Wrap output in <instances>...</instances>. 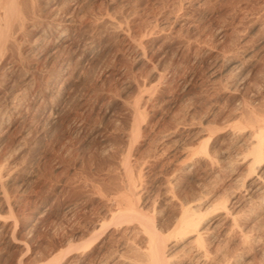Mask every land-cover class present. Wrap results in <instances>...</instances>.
<instances>
[{
	"label": "rangeland",
	"instance_id": "1",
	"mask_svg": "<svg viewBox=\"0 0 264 264\" xmlns=\"http://www.w3.org/2000/svg\"><path fill=\"white\" fill-rule=\"evenodd\" d=\"M35 2L39 22L33 20V24L26 25L22 30L25 33H19L23 41L16 35V42L11 43L16 46L8 45V53L3 51L5 56L0 53V111L4 112L0 123V264H41L56 253L60 256L59 264H139L141 258L140 264H150L145 259L146 238L136 221L114 217L116 208L119 212L125 209L119 192L128 178L138 176L139 181L133 178L138 184L135 183L132 203L163 235L177 217L179 209L175 208L179 200H192L204 194L207 199L228 196L230 200V194L238 190L235 175L228 173L224 165L237 152L245 153L251 127L246 123L248 115L241 110H264V0ZM55 10L58 17L66 16L70 24L71 32L66 34L71 46L57 48V53L45 56L32 39L55 18ZM51 31L44 42L47 38V43H52L55 33ZM91 43L96 53L86 60L83 50ZM25 75L31 78L28 83L24 81ZM11 98L16 99L12 111L4 106ZM237 110L241 113H235ZM233 117L247 119L246 125ZM229 122L237 124L229 126ZM239 125L246 127L241 131L243 135L229 134ZM208 131H213L208 154L217 163L213 161L210 170L199 145L194 144ZM192 147L198 148L194 157L192 153L197 150L192 151ZM179 150H186L183 155L187 161L181 160L184 157ZM124 160L128 161L130 176L124 174ZM179 161L190 163L183 171ZM236 169L239 174L241 169ZM166 184H170L169 190ZM112 195L117 197L113 199ZM242 197L235 205L229 204L233 206V210L229 208L232 217L238 218L230 216L231 224H223L203 236V246L210 255L203 260L205 263L209 260L208 264H264V207L255 196ZM110 212L115 215L110 216ZM166 237V247L171 246L164 249L169 264H204L192 250L188 251L189 245H181L180 249V245L172 244V236ZM169 241L172 245H168ZM184 249L187 251H181Z\"/></svg>",
	"mask_w": 264,
	"mask_h": 264
},
{
	"label": "bare ground",
	"instance_id": "2",
	"mask_svg": "<svg viewBox=\"0 0 264 264\" xmlns=\"http://www.w3.org/2000/svg\"><path fill=\"white\" fill-rule=\"evenodd\" d=\"M36 0H0V6H1V9H2V12H1V14H0V53L1 52H3L4 50L6 51L8 48V45L11 47L12 45H15V44H11V43H14V41H15V37H16V35L18 36L19 35V33L25 28V26L26 25H29V24H33V22H35V20L36 19H39L38 18V16L36 17V15H35V12H34V10H35V6H36V2H35ZM93 1V0H92ZM115 1V0H114ZM4 2V3H3ZM40 2V1H39ZM65 2V1H64ZM75 2V1H74ZM80 2V1H79ZM87 2V1H86ZM112 2V1H111ZM47 3V2H46ZM63 3V2H62ZM121 3V2H120ZM119 3V4H120ZM39 4V3H38ZM78 4V3H77ZM82 4V3H81ZM84 4V3H83ZM91 4V3H90ZM115 4V3H114ZM42 5V4H41ZM67 5V4H66ZM70 6H71V2H70ZM39 7V6H38ZM71 7H73V6H71ZM114 7V6H113ZM74 8H75V6H74ZM51 9V8H50ZM54 9H55V7H54ZM78 9V8H77ZM57 10V9H56ZM55 10V11H56ZM50 11V10H49ZM53 11V10H52ZM57 12V11H56ZM75 12V11H74ZM37 14H38V12H37ZM40 14V13H39ZM51 14V13H50ZM58 15V12L57 13H54L52 16L53 17H55L53 20H51V21H49V23L47 24V26L46 27H43V28H41L38 32H36L35 30V32H36V34H37V36L35 37V39L33 40L32 39V42L34 43V46H37V48L39 47L40 49H41V51H42V54L43 55H45V56H48V55H51V54H53V53H57L59 50H57V48H60V50H61V48H69L70 46H71V41H69V39L67 38V37H69V36H67V34L66 33H68V31H70L71 32V27H70V24L68 23V22H66V20L67 19H65L66 18V16L64 17V18H61V17H58L57 16ZM61 15H62V13H61ZM60 15V16H61ZM70 15H71V13H70ZM45 16V15H44ZM51 16V15H50ZM63 16V15H62ZM44 18V17H43ZM41 19V18H40ZM39 19V20H40ZM45 19V18H44ZM34 20V21H33ZM107 20V19H106ZM33 21V22H32ZM37 21V20H36ZM45 21V20H44ZM68 21H69V19H68ZM108 21V20H107ZM109 21H111V22H113L111 19L109 20ZM39 21H37V23H38ZM116 22V21H115ZM114 22V23H115ZM34 24H36V23H34ZM76 24V23H75ZM100 24V23H99ZM103 24V23H102ZM110 24V23H109ZM113 24V23H112ZM114 25V24H113ZM35 26H37V25H34V27ZM40 26V25H39ZM44 26V25H43ZM41 27V26H40ZM115 27L116 26H114V29H115ZM119 27V26H118ZM28 28V27H27ZM94 28H95V26H94ZM112 28V27H111ZM110 28V29H111ZM117 28V27H116ZM26 29V28H25ZM30 29H31V27H30ZM72 29H75V28H72ZM114 29H113V31H114ZM122 29V28H121ZM28 30V29H27ZM32 30V29H31ZM51 30H53V32L55 33V35H53V37H54V39H52L53 41H52V43L50 44V43H47V38H46V42H44V38H45V35L47 36V34L48 33H50V31ZM107 30V29H106ZM112 30V29H111ZM77 31V30H76ZM101 31V30H100ZM116 31V30H115ZM120 31V30H119ZM118 31V32H119ZM22 32H24V31H22ZM52 32V31H51ZM63 32H65V34H63ZM79 32V31H78ZM117 32V31H116ZM115 32V34L117 35V33ZM25 33V32H24ZM126 33V32H125ZM27 34V33H26ZM35 34V35H36ZM104 34V33H103ZM119 34H120V32H119ZM118 34V35H119ZM122 34V33H121ZM127 34V33H126ZM125 34V35H126ZM22 35V34H21ZM20 36V35H19ZM19 36H18V38H19ZM23 36V35H22ZM22 36H20V38L22 39ZM75 36V35H74ZM100 36V35H99ZM109 36V35H108ZM50 37V36H49ZM93 37V36H92ZM122 37V36H121ZM124 37H126V36H124ZM30 38H31V36H30ZM86 38V37H85ZM72 39H75L76 40V38H72ZM100 39H101V37H100ZM110 39V38H109ZM130 39V38H129ZM19 40V39H18ZM31 40V39H30ZM50 40V39H49ZM71 40V39H70ZM86 40V39H85ZM111 40V39H110ZM116 40V39H115ZM22 41H23V39H22ZM51 41V40H50ZM86 41H88V39L86 40ZM89 41H90V39H89ZM16 42V41H15ZM31 42V41H30ZM73 42V41H72ZM95 42V41H94ZM128 42V41H127ZM132 42V41H131ZM137 42V41H136ZM17 43H18V41H17ZM27 43V42H26ZM81 43H82V41H81ZM88 43V42H87ZM96 43V42H95ZM134 43V42H133ZM11 44V45H10ZM30 44V43H29ZM82 44H84V43H82ZM85 44H86V42H85ZM98 44H101V43H98ZM111 44V43H110ZM79 44H77V46H78ZM105 45H106V43H105ZM134 45H135V43H134ZM139 45V44H138ZM137 45V46H138ZM16 46V45H15ZM99 46V45H98ZM13 47V46H12ZM82 49H83V47H81ZM135 48V50L136 49H138L137 47H134ZM139 48H141V47H139ZM31 49V51L34 49H32V48H30ZM39 49V50H40ZM70 49V48H69ZM72 49V48H71ZM76 49V48H75ZM104 49V48H103ZM132 49H133V47H132ZM142 49V48H141ZM140 49V50H141ZM14 50V49H13ZM56 50V51H55ZM101 50V49H100ZM100 50H98V51H100ZM4 51V52H5ZM10 51V50H9ZM19 51V50H18ZM35 51V49L33 50V52ZM55 51V52H54ZM66 51H68V49H66ZM84 52H85V55H84V59H89V58H91V57H93L94 56V54L96 53V49H95V47L92 45V43L91 44H87L86 45V47H85V50H83ZM104 51V50H103ZM103 51H101L102 53H103ZM134 51V50H133ZM138 51V50H137ZM4 52H3V54H4ZM7 52V51H6ZM11 52V51H10ZM30 52V51H29ZM36 52V51H35ZM82 52V51H81ZM83 52V53H84ZM8 53V52H7ZM7 53H5V54H7ZM12 53V52H11ZM15 53V52H14ZM24 53V52H23ZM60 53V52H59ZM62 53V52H61ZM100 53V52H99ZM98 53V54H99ZM138 53L139 54H143L142 53V51H138ZM5 54H4V56H5ZM29 54V53H28ZM41 54V53H40ZM67 54H68V52H67ZM71 54V53H70ZM81 54V53H80ZM88 54H90V56H88ZM92 54V55H91ZM1 55V54H0ZM14 55V54H13ZM20 55H22L21 53H20ZM26 55V54H25ZM59 55V54H58ZM66 55V54H65ZM2 56V55H1ZM8 56V55H7ZM16 56H19V53L16 55ZM29 56V55H28ZM32 56V55H31ZM36 56V55H35ZM39 56V55H38ZM143 56V55H142ZM20 57H22V56H20ZM19 57V58H20ZM37 57V56H36ZM53 57V56H52ZM52 57H50V58H52ZM98 57V56H97ZM141 57V56H140ZM219 57V56H218ZM217 57V58H218ZM232 57V56H231ZM4 58V57H3ZM18 58V57H17ZM26 58H27V56H26ZM40 58V57H39ZM55 58V57H54ZM102 58V57H101ZM137 58V57H136ZM15 59V58H14ZM21 59V58H20ZM19 59V60H20ZM46 59H47V57H46ZM83 59V60H84ZM232 59V58H231ZM16 60V59H15ZM50 60V59H49ZM56 60V59H55ZM91 60V59H90ZM93 60V59H92ZM140 60V59H139ZM222 60H225V59H222ZM236 60H237V58H236ZM8 61V60H7ZM27 61V60H26ZM219 61H221V60H219ZM226 61V60H225ZM235 61V60H234ZM245 61V60H244ZM17 63H18V61H16ZM16 62H15V64H16ZM68 62V61H67ZM71 62V61H70ZM100 62V61H99ZM226 62H228V61H226ZM10 63V62H9ZM14 63V62H13ZM13 63H11V64H13ZM54 63V62H53ZM69 63V62H68ZM81 63V62H80ZM86 63V62H85ZM91 63V62H90ZM221 63H223V62H221ZM221 63H220V65H221ZM235 63H236V61H235ZM240 63V62H239ZM65 64V63H64ZM89 64V63H88ZM87 64V65H88ZM224 64H228V63H223V65ZM9 65V64H8ZM17 65V64H16ZM70 65V64H69ZM68 65V66H69ZM216 65V64H215ZM231 65V63H229V66ZM235 65H237V64H235ZM244 65V64H243ZM22 66V65H21ZM29 66V65H28ZM52 66V65H51ZM59 66H60V64H59ZM66 66V65H65ZM93 66V65H92ZM225 66V65H224ZM228 66V65H227ZM229 66H228V68H229ZM238 66H239V64H238ZM238 66H237V68H238ZM34 67V66H33ZM57 67V66H56ZM231 67V66H230ZM233 67V66H232ZM236 67V66H235ZM240 67H241V65H240ZM240 67H239V69H240ZM68 68V67H67ZM224 68V67H223ZM57 69H59V67H57ZM88 69V68H87ZM230 69V68H229ZM56 70V69H55ZM67 70V69H66ZM58 71V70H57ZM56 71V72H57ZM61 71V70H60ZM235 71H237V69H234V73H235ZM243 71V70H242ZM248 71H250V70H248ZM27 72L28 73H30L28 70H27ZM59 72V71H58ZM62 72V71H61ZM61 72H59L60 74H61ZM86 72V71H85ZM123 72V71H122ZM127 72V71H126ZM233 72V71H232ZM28 73H26V74H28ZM46 73V72H45ZM55 73V72H54ZM64 73V72H63ZM233 73V74H234ZM238 73V72H237ZM241 74H242V72H240ZM18 74V73H17ZM25 74V73H24ZM47 74H48V72H47ZM56 74V73H55ZM67 74V73H66ZM49 75V74H48ZM57 75H58V73H57ZM64 75V74H63ZM89 75V74H88ZM128 75V74H127ZM130 75V74H129ZM238 75V74H237ZM243 75V74H242ZM33 76V75H32ZM236 76V75H235ZM21 77V76H20ZM19 77V78H20ZM67 77V76H66ZM91 77V76H90ZM231 77V76H230ZM238 76H236V78H237ZM24 81H27V83L29 82V80L31 79L30 78V76L29 75H25L24 77ZM33 78V77H32ZM57 78V77H56ZM85 78V77H84ZM232 78V77H231ZM235 78V77H234ZM35 79V78H34ZM232 80V79H231ZM22 81V80H21ZM52 81H53V79H52ZM89 81V80H88ZM54 82H55V79H54ZM166 82V81H165ZM235 82V81H234ZM241 82V81H240ZM43 83H45V82H43ZM239 83V82H238ZM64 84V83H63ZM51 85V84H50ZM60 85V84H59ZM25 86V85H24ZM45 86V85H44ZM52 87V86H51ZM50 86H48V88H51ZM54 87V86H53ZM236 87V86H235ZM226 88V87H225ZM53 89V88H52ZM55 89V88H54ZM224 89V88H223ZM232 89H233V87H232ZM13 90V89H12ZM56 90V89H55ZM93 90V89H92ZM96 90V89H95ZM222 90V89H221ZM227 90H228V88H227ZM226 91V90H225ZM224 91V92H225ZM230 91V90H229ZM234 91V90H233ZM233 91H232V93H233ZM9 92V91H8ZM222 92V91H221ZM231 92V91H230ZM7 93V92H6ZM235 93V92H234ZM17 94V93H16ZM40 94V93H39ZM229 94V93H228ZM67 95V94H66ZM75 95V94H74ZM3 96V95H2ZM1 96V97H2ZM14 96V95H13ZM3 97H5V96H3ZM7 97V96H6ZM9 97V96H8ZM10 97H11V95H10ZM9 97V98H10ZM20 97V96H19ZM220 97V96H219ZM16 98H17V96H16ZM150 98V97H149ZM221 98V97H220ZM225 98V97H224ZM227 98V97H226ZM262 98V97H261ZM1 99V98H0ZM5 99V98H4ZM15 99V98H14ZM13 98H11V99H9L8 100V102L4 105L5 107H6V109H10L11 111L13 110V109H15V100H14ZM238 100H240V99H238ZM244 100V99H243ZM259 100V99H258ZM19 101V103H20V100H18ZM38 101V100H37ZM242 101V100H241ZM249 101V100H248ZM1 102H3V101H1ZM4 102H6V101H4ZM3 102V103H4ZM68 102V101H67ZM246 102V101H245ZM257 102V101H256ZM22 103V102H21ZM234 103V102H233ZM236 103V102H235ZM242 103V102H241ZM241 103H239V104H241ZM247 103V102H246ZM250 103H251V101H250ZM236 104H238V103H236ZM235 104V105H236ZM258 104V103H257ZM260 104H261V102H260ZM259 104V105H260ZM18 105V104H17ZM22 105V104H21ZM67 105V104H66ZM242 105V104H241ZM243 105H245V107H246V104L245 103H243ZM242 105V106H243ZM259 105H256V106H258V108H259ZM262 105H263V101H262ZM262 105H260V107L262 106ZM29 106V105H28ZM87 106V105H86ZM102 106V105H101ZM232 106V105H231ZM238 106H240V105H238ZM247 106H249V103H248V105ZM250 106H251V104H250ZM252 106H253V104H252ZM264 106V105H263ZM262 106V107H263ZM16 107H18V106H16ZM20 107V106H19ZM234 107V106H233ZM241 107V106H240ZM244 106H243V108H245ZM1 108H2V106H1ZM236 108H237V105H236ZM236 108H234V109H236ZM254 108V107H253ZM252 107H251V109H253ZM5 109V108H4ZM23 109V108H22ZM231 109V108H230ZM239 109V108H238ZM241 109V108H240ZM250 109V108H249ZM247 110V109H243V110H241V111H243L244 113H246L248 116V121H246L247 119H245V121H246V123L248 122L250 125H247V126H250L251 127V131H250V134L248 133V135H249V140H248V142H247V140L246 139H244V140H246L245 142H247L246 143V146H245V153H243V154H241V153H238L237 151V153L236 154H234L233 156H232V158L231 159H229V160H227V161H229V162H227L226 163V165H224V169L225 170H227V172L228 173H230V174H232V175H235V179H234V181L236 182V187H237V189H235V188H233V189H235V190H237V191H234V192H232V194H230V200H229V197L227 198H225V199H223V197H220L221 198V200H217L216 199V197L214 198V199H212L210 196V198H205V197H208L207 195H201V196H197V198H194V199H192V200H185V199H182V198H180V197H182V196H178L180 199H182V200H179L178 202H177V205H176V207L177 208H175L176 210L177 209H179L178 211H177V217H175V220L173 221L172 219V221H173V223L171 224V225H169V227L166 229V231L168 232H165L164 230V232L166 233V234H161L160 232H158V230L156 229V227L151 223V221H150V219L145 215V213L144 214H142V213H140L139 211H140V209H136L135 207H134V203H132V200L133 199H131V196H133L134 195V191H136L137 189H136V184H138V183H136V181L138 180L139 181V179H137L138 178V176L136 177V175H135V177H136V181L134 180L135 179V177L133 176L132 178H128V180H127V182L125 183V184H123V185H125L124 186V188L122 189L123 191H121V192H123V193H121V192H119L120 193V195H121V197L122 198H124V200L123 201H125V202H123V203H126L125 205H126V207H125V205L124 204H122L124 207L123 208H125L124 210H122L121 212H119V209L118 208H116V211H118L117 213H116V211L113 213H111V215L110 216H112V214H113V216L114 217H117V218H121V219H124V220H134V221H136V223L138 224V226H139V228H140V231H141V233L145 236V238H146V242H147V252H146V258L145 259H148V260H146V262L148 261V263H150V264H169V262H168V259L166 258V254H164V249H165V247H166V245H167V241H166V236H172L174 239H173V245L174 246H177V245H180V249H182L181 248V245H189V247H190V249H188V251H190V250H192V252H194L195 253V255L197 256L196 258H198V259H201L202 261L203 260H206L209 256H208V250H206L205 249V246H203V243H204V238H203V236L205 235V234H207V233H209V235H210V233L214 230V229H216L217 227H219V226H221V225H223V224H231L233 221V219H231L230 218V216L232 217V212H230L229 211V208H231V207H233V206H229V204H234V203H237L238 202V200L239 199H241L242 198V200H243V197L242 196H246V197H248L249 198V195L250 196H255V197H257V198H259V199H261V203L260 204H262V207H264V110L262 109V111L263 112H261V113H257L258 112V110H257V112L256 111H254V110ZM40 110V109H39ZM244 110H247V112H245ZM4 111V110H3ZM7 111V110H6ZM10 111V112H11ZM240 112V110H237L235 113H237V112ZM260 111V110H259ZM36 112V111H35ZM37 112H38V110H37ZM40 112V111H39ZM50 112V111H49ZM62 112V111H61ZM233 112V111H232ZM13 113V112H12ZM16 113V112H15ZM43 113V112H42ZM51 113H53V112H50V114ZM231 112H229V114H230ZM234 113V112H233ZM241 113V112H240ZM3 114H4V112L2 113V111H0V123L2 122V118L4 117L3 116ZM9 114V113H8ZM49 114V113H48ZM40 115V114H39ZM46 115V114H45ZM234 115V114H233ZM232 115V116H233ZM237 115V114H236ZM240 115V114H239ZM243 115H245V114H243L242 113V116ZM226 116V115H225ZM238 116V115H237ZM230 117V116H229ZM240 117V116H239ZM239 117H237V118H235V117H233V119L235 118V119H241V118H239ZM244 118H245V116H243ZM242 117V118H243ZM22 118V117H21ZM50 118V117H49ZM191 118V117H190ZM226 119H227V117H226ZM223 120V119H222ZM222 120H221V122H222ZM242 121H243V123H245V121L243 120V119H241ZM186 121V120H185ZM227 121V120H226ZM238 121V120H237ZM236 121V122H237ZM81 123V122H80ZM179 123H181V122H179ZM230 124H229V126L231 125V124H234L235 122H233V123H231V122H229ZM238 123V122H237ZM237 123H235V124H237ZM246 123H245V125H246ZM247 123V124H248ZM135 124H136V122H135ZM176 124V123H175ZM191 124H193V123H191ZM219 124V123H218ZM239 124H241V123H239ZM178 125V124H177ZM206 125H207V123H206ZM209 125V124H208ZM211 125V124H210ZM220 125H223V123L222 124H220ZM226 125H227V123H226ZM135 126V125H134ZM137 126V127H136ZM136 126H135V128H134V131H136L137 130V128H138V125L136 124ZM179 126V125H178ZM185 126H187V125H185ZM192 126V125H191ZM219 126V125H218ZM224 127H225V124L223 125ZM234 126V125H233ZM240 126L242 127V125H239V126H235L234 127V129L232 130L231 128L232 127H230V129L229 130H232L229 134H233L234 136L233 137H235V135H243V132H244V130H246L244 127H242V128H240ZM81 127V126H80ZM175 127V126H174ZM182 127H183V125H182ZM210 127V126H209ZM221 127V129H223L222 128V126H220ZM228 127V125L226 126V128ZM191 128V127H190ZM205 128V127H204ZM217 127L215 126V129H216ZM244 128V130H242ZM77 129V128H76ZM80 129V128H79ZM219 129V128H218ZM221 129H219V131L221 130ZM81 130V129H80ZM248 130V129H247ZM170 131V130H169ZM173 131V130H172ZM199 131V130H198ZM201 131V130H200ZM204 131V130H203ZM206 131V130H205ZM227 131V130H226ZM241 131H243V132H241ZM176 132V131H175ZM212 132L213 131H211V132H209L208 131V134H206L205 136H202V137H204L203 139H198V140H200L198 143L196 142V143H194L195 145L197 144V145H199V146H197L198 148H200V150L202 151H200V153H203L204 154V157L203 158H205V160H206V162H207V166H209L208 168H209V170L211 169V168H213L212 166L214 165V162L216 163V161L212 158L211 159V155H209L208 154V151L210 150L209 149V141L211 140V134H212ZM216 132H217V130H216ZM221 132H222V130H221ZM30 133V132H29ZM77 133V132H76ZM167 133V132H166ZM178 133V132H177ZM195 133V132H194ZM199 133V132H198ZM204 133V132H203ZM136 134V133H135ZM214 134V133H213ZM218 134V133H217ZM228 134V133H227ZM244 134H246V133H244ZM80 135V134H79ZM137 135H138V133H137ZM173 135V134H172ZM191 135V134H190ZM247 135V134H246ZM23 136V135H22ZM25 136V135H24ZM194 136V135H193ZM197 136V135H196ZM221 136V135H220ZM232 136V135H231ZM135 137H137V136H135ZM198 138H199V136H197ZM229 137V136H228ZM245 137V136H244ZM157 138H158V136H157ZM166 138V137H165ZM222 138H223V136H222ZM22 139V138H21ZM171 139V138H170ZM233 139V138H232ZM30 140V139H29ZM28 140V141H29ZM133 140V139H132ZM165 140V139H164ZM157 142H158V140H156ZM155 141V142H156ZM162 141V140H161ZM160 141V142H161ZM176 141V140H175ZM195 141H197V139L195 140ZM241 141H243V140H241ZM30 142V141H29ZM135 142V141H134ZM156 142V143H157ZM177 142H178V140H177ZM181 142V141H180ZM188 142V141H187ZM192 142V141H191ZM28 143V142H27ZM186 143V142H185ZM211 143V142H210ZM240 143H242V142H240ZM244 143V142H243ZM242 143V144H243ZM177 144V143H176ZM182 144V143H181ZM193 144V143H192ZM193 144V145H194ZM32 145V144H31ZM39 145V144H38ZM172 145V144H171ZM195 145H194V147H195ZM243 145H245V144H243ZM36 146V145H35ZM175 146V145H174ZM182 146V145H181ZM181 146H179V147H181ZM192 146V145H191ZM238 146V145H237ZM236 146V147H237ZM172 147H173V145H172ZM187 147H189V146H186V148ZM183 148H184V146H183ZM198 148H194V149H196L195 151L196 152H193L192 153V156L194 157V153H196L197 154V152H198ZM215 148V147H214ZM238 148H240V146L238 147ZM242 148V147H241ZM240 148V149H241ZM172 149V148H171ZM192 149H193V147H192ZM194 149L192 150V151H194ZM240 149L238 150V151H240ZM174 150V149H173ZM189 150V149H188ZM188 150H187V153H188ZM234 150H236L235 148L233 149V151ZM129 151V150H128ZM175 151V150H174ZM186 151V150H179L178 152L180 153V154H185L184 152ZM232 151V152H233ZM215 152V151H214ZM175 153V152H174ZM179 153H178V155H179ZM209 153H210V151H209ZM231 153V152H230ZM126 154H128V153H126L125 152V155ZM176 154V153H175ZM189 154V153H188ZM124 155V154H123ZM124 155V156H125ZM177 155V154H176ZM186 155V154H185ZM209 155V156H208ZM232 155V154H231ZM200 156V155H199ZM201 156H202V154H201ZM182 157H184V155L182 156ZM188 158H189V156H187ZM196 158H197V155L195 156ZM213 157V156H212ZM179 158V157H178ZM201 158V157H200ZM220 158H221V156H220ZM123 159H124V157L122 158V161H123ZM182 159H184V160H188L187 158H181V160ZM156 160V159H155ZM191 160V159H190ZM198 160V159H197ZM217 160V159H216ZM196 161V160H195ZM199 161V160H198ZM198 161H196V162H198ZM214 161V162H213ZM124 174H128L129 175V173H132V172H130L129 171V166H128V161H126V160H124ZM146 162V161H145ZM148 162V161H147ZM150 162V161H149ZM148 162V163H149ZM179 162H181V161H179ZM195 162V163H196ZM200 162V161H199ZM203 162V161H202ZM201 162V163H202ZM219 162V161H218ZM157 163V162H156ZM177 163V162H176ZM175 163V164H176ZM184 162H181V164H180V166L183 168H185L187 165H189V163H190V161H189V163L187 164V163H184ZM194 163V164H195ZM200 163V164H201ZM141 164V163H140ZM147 164V163H146ZM191 164H193V163H191ZM199 164V163H198ZM217 164V163H216ZM225 164V163H224ZM142 165V164H141ZM151 165V164H150ZM149 165V166H150ZM157 165V164H156ZM197 165V164H196ZM206 165V164H205ZM220 165V164H219ZM148 166V167H149ZM194 166V165H193ZM198 166V165H197ZM202 166H204V164H202ZM142 167V166H141ZM152 167V166H151ZM199 167V166H198ZM206 167V166H205ZM237 167H239L241 170L239 171L240 173L239 174H237ZM121 168H122V166H121ZM177 168V167H176ZM183 168V171L185 170ZM189 168V167H188ZM202 168V167H201ZM204 168V167H203ZM207 168V167H206ZM222 168V167H221ZM131 169H133V168H131ZM160 169V168H159ZM159 169H157V170H159ZM180 169V168H179ZM0 170H1V168H0ZM120 170H122V169H120ZM140 170V169H139ZM142 170V169H141ZM178 170V169H177ZM207 171H208V169H206ZM218 170V169H217ZM222 170V169H221ZM133 171V170H132ZM167 171V170H166ZM176 171V170H175ZM181 171H182V169H181ZM242 171V172H241ZM27 172V171H26ZM120 172V171H119ZM118 172V173H119ZM122 172V171H121ZM139 172V171H138ZM138 172H136L137 174H138ZM117 173V174H118ZM178 173V172H177ZM211 173H213V172H211ZM5 174H7V173H5ZM156 174H157V172H156ZM159 174V173H158ZM191 174V173H190ZM210 174V173H209ZM229 174V175H230ZM115 175V174H114ZM123 175V174H122ZM134 175V174H133ZM211 175V174H210ZM215 175V174H214ZM0 176H2V175H0ZM120 176V175H119ZM118 176V177H119ZM130 176V175H129ZM152 176H154V175H152ZM164 176V175H163ZM162 176V177H163ZM172 176V175H171ZM174 176H175V174H174ZM110 177H112V175L110 176ZM117 177V178H118ZM124 177V176H123ZM122 177V178H123ZM155 177V176H154ZM169 177V176H168ZM108 178V177H107ZM119 178H121V177H119ZM134 178V179H133ZM170 178H172V177H170ZM175 178V177H174ZM1 179H2V177H1ZM111 179V178H110ZM162 179H164V178H162ZM211 179V178H210ZM229 179H230V177H229ZM228 179V180H229ZM118 180V179H117ZM121 179H119V181H120ZM154 180V179H153ZM169 180H171V179H169ZM168 180V181H169ZM98 181V180H97ZM135 181V182H134ZM173 181V180H172ZM232 181V180H231ZM94 182H95V180H94ZM143 182V181H142ZM154 182V181H153ZM170 182V181H169ZM233 182V181H232ZM136 183V184H135ZM165 183H167V180L165 181ZM171 183V182H170ZM173 183V182H172ZM94 184H96V183H94ZM110 184V183H109ZM112 184V183H111ZM110 184V185H111ZM140 184V183H139ZM168 184V183H167ZM166 184V185H167ZM175 184V183H174ZM233 184V183H232ZM231 184V185H232ZM100 185V184H99ZM116 185H118V184H116ZM121 185V184H120ZM154 185V184H153ZM158 185V184H157ZM172 185V184H171ZM106 186V185H105ZM168 186V185H167ZM169 186H170V184H169ZM166 187L167 188V190H169L168 188H170V187ZM96 187V186H95ZM176 187V186H175ZM98 188V187H97ZM105 188V187H104ZM111 188V187H110ZM110 188H109V190H110ZM120 188V187H119ZM139 188H141V186L139 187ZM230 188V187H229ZM228 188V189H229ZM93 189V188H92ZM95 189V188H94ZM115 189V188H114ZM136 189V190H135ZM155 189V188H154ZM177 189V188H176ZM106 190H107V187H106ZM180 190V189H179ZM93 191V190H92ZM102 191H103V189H102ZM114 191V190H113ZM173 191V190H172ZM177 191V190H176ZM106 192V191H105ZM112 192V191H111ZM139 192V191H138ZM200 192V191H199ZM96 193H97V191H96ZM119 193H118V191H117V194L119 195ZM136 193V192H135ZM140 193H141V191H140ZM162 193V192H161ZM167 193V192H166ZM179 193V192H178ZM207 193V192H206ZM215 193V192H214ZM229 193V192H228ZM91 194V193H90ZM93 195H94V193H92ZM112 194V193H111ZM107 195V194H106ZM120 195H119V197H120ZM164 195V194H163ZM168 195V194H167ZM174 195V194H173ZM179 195V194H178ZM200 195V194H199ZM209 195V194H208ZM227 195V194H226ZM95 196V195H94ZM111 196V195H110ZM113 196V195H112ZM116 196V195H115ZM115 196H113V199L115 198ZM135 196V195H134ZM139 195H137V199L139 198L138 197ZM211 196H213V195H211ZM225 196V195H224ZM100 197V196H99ZM107 197V196H106ZM117 197V196H116ZM120 197V198H121ZM219 198V199H220ZM89 199V198H88ZM102 199V198H101ZM117 199V198H116ZM148 199V198H147ZM169 199H171V200H175V197H169ZM251 199H252V197H251ZM258 199V200H259ZM110 200V199H109ZM108 200V201H109ZM118 200V199H117ZM245 200V199H244ZM257 200V199H256ZM167 201H168V199H167ZM251 201V200H250ZM253 201H254V198H253ZM117 202V201H116ZM116 202H115V204H116ZM137 202L139 203V199L137 200ZM145 202V201H144ZM168 202H170V201H168ZM241 202V201H240ZM260 202V201H259ZM113 203V202H112ZM119 203V202H118ZM251 203V202H250ZM258 204V203H257ZM256 204V205H257ZM106 205V204H105ZM111 205V204H110ZM235 205V204H234ZM240 205V204H239ZM103 206V205H102ZM252 206V205H251ZM261 206V205H260ZM106 206H104V208H105ZM111 207V206H110ZM137 207H138V205H137ZM254 207V206H253ZM256 207H258V206H256ZM109 208V207H108ZM120 208H122L121 206H120ZM122 208V209H123ZM237 208V207H236ZM239 208V207H238ZM237 208V209H238ZM245 208V207H244ZM153 209H154V207H153ZM174 209V210H175ZM232 210H233V208H231ZM243 209V208H242ZM255 209V208H254ZM112 210V209H111ZM115 210V209H114ZM145 210V209H144ZM240 210V209H239ZM146 211H147V209H146ZM171 211V210H170ZM235 211V210H234ZM250 211V210H249ZM238 211H236V213H237ZM246 212V211H245ZM248 212V211H247ZM255 212V211H254ZM109 213V214H110ZM239 213V212H238ZM251 213V212H250ZM260 213V212H259ZM106 214V213H105ZM150 214H152V212L150 213ZM234 214H235V212H234ZM248 214V213H247ZM264 214V213H263ZM172 215V214H171ZM261 215V214H260ZM169 216V215H168ZM203 216H205V217H207V218H202ZM263 216V215H262ZM105 216H103V217H101V218H103L104 220H105V218H104ZM107 218V217H106ZM232 218H235V216L234 217H232ZM236 218H238V217H236ZM236 218H235V220H236ZM109 219H111L112 220V218H108V220ZM167 219V218H166ZM170 219V218H169ZM168 219V220H169ZM204 219V220H203ZM208 219V220H207ZM101 220V219H100ZM234 220V221H235ZM97 222V221H96ZM132 222V221H131ZM130 222V223H131ZM171 222V221H170ZM236 222V221H235ZM234 222V223H235ZM103 223V222H102ZM101 223V224H102ZM108 224H109V221L107 222ZM110 223H111V221H110ZM126 224H127V222H125ZM164 223V222H163ZM238 223H239V221H238ZM104 224H106V222L104 223ZM118 224V223H117ZM120 224V223H119ZM118 224V225H119ZM168 224V223H167ZM243 224V223H242ZM128 225V224H127ZM157 225V224H156ZM236 225H237V223H236ZM95 226V225H94ZM103 227H104V225H102ZM110 226V225H109ZM120 226V225H119ZM125 226V225H124ZM130 226H133L132 224L130 225ZM137 226V225H136ZM232 226V225H231ZM235 225L233 224V226L232 227H234ZM105 227H107V226H105ZM126 227H128V226H126ZM163 227V226H162ZM166 227V226H165ZM165 227H163V229L165 228ZM231 227V228H232ZM129 228V227H128ZM136 229L138 228V227H135ZM103 229V228H102ZM160 229V228H159ZM238 229V228H237ZM116 230V229H115ZM114 230V231H115ZM124 230V229H123ZM138 230V229H137ZM241 230V229H240ZM240 230H239V232H240ZM92 231H94V230H92ZM121 231V230H120ZM130 231H132V230H130ZM136 231V230H135ZM161 231V230H160ZM163 231H162V233H163ZM225 231H228V232H231V231H229V230H225ZM233 231V230H232ZM243 231V230H242ZM241 231V232H242ZM113 232V231H112ZM127 232V231H126ZM244 232V231H243ZM242 232V233H243ZM133 233V232H132ZM117 234H118V231H117ZM120 234V233H119ZM122 234V233H121ZM131 234V233H130ZM135 235V234H134ZM119 236V235H118ZM207 236V235H206ZM217 236V235H216ZM123 237V236H122ZM136 237V236H135ZM243 237H244V235H243ZM242 237V238H243ZM127 238V237H126ZM217 238V237H216ZM239 238V237H238ZM91 239V238H90ZM89 239V240H90ZM121 239V238H120ZM125 239V238H124ZM171 239V238H170ZM169 239V240H170ZM210 240V242L211 241H213V238H209ZM126 240V239H125ZM131 240V239H130ZM243 240V239H242ZM120 241V240H119ZM128 241V240H127ZM172 241V240H171ZM208 241V242H209ZM245 241V240H244ZM104 242V241H103ZM109 242V241H108ZM128 242H130V241H128ZM239 242V241H238ZM246 242V241H245ZM244 242V243H245ZM169 244L168 245H170L171 243H170V241L168 242ZM213 243V242H212ZM86 243H84V245H85ZM129 244V243H128ZM142 244V243H141ZM171 244V245H172ZM219 244V243H218ZM243 244V243H242ZM108 245V244H107ZM213 245V244H212ZM217 245V244H216ZM87 247V245H85V248ZM92 247V246H91ZM136 247V246H135ZM138 247V246H137ZM142 247V246H141ZM171 247V246H170ZM170 247H168V248H170ZM208 247V246H207ZM167 248V247H166ZM167 248V249H168ZM176 249H177V247H175ZM178 248V249H179ZM184 248H186V247H184ZM89 249H91V248H89ZM136 249V248H135ZM134 249V250H135ZM143 249V248H142ZM70 250V249H69ZM95 250V249H94ZM186 249H184V250H181V251H185ZM84 251H85V249H84ZM89 251V250H88ZM138 251V250H137ZM146 251V250H145ZM187 251V250H186ZM168 252V251H167ZM191 252V253H192ZM133 253H135V252H133ZM264 253V252H263ZM262 253V254H263ZM59 253H56L55 255H51L52 257H50L47 261L45 260V262L44 263H41V264H51V263H54V262H57L58 263V261L57 260H59V255H58ZM141 254H142V252H141ZM140 255V254H139ZM192 255H193V253H192ZM264 255V254H263ZM262 255V256H263ZM59 256V257H58ZM169 256V255H168ZM64 257V256H63ZM77 257V256H76ZM135 257H136V255H135ZM137 257H141V256H137ZM194 258H195V256L193 257V260H194ZM210 258V257H209ZM107 259V257L105 258V260ZM223 259V258H222ZM76 260V259H75ZM80 260V259H79ZM101 260H102V258H101ZM136 260H139V259H136ZM141 260H142V262H139V261H136L137 263L139 262V264L140 263H143V259L141 258ZM217 260V259H216ZM198 261V260H197ZM208 261L209 260H207V262L205 263V261H203L204 262V264H208ZM219 261V260H218ZM224 261V260H223ZM62 262V261H61ZM129 262V261H128ZM171 262V261H170ZM201 262V261H200ZM215 262V261H214ZM98 263V262H97ZM123 263V262H122ZM132 263V262H131ZM131 263H129V264H131ZM218 263V262H217ZM59 264V263H58ZM102 264V263H101ZM219 264V263H218ZM223 264H226V263H224L223 262ZM227 264H229L228 262H227Z\"/></svg>",
	"mask_w": 264,
	"mask_h": 264
}]
</instances>
